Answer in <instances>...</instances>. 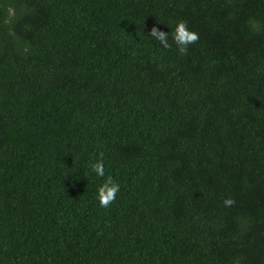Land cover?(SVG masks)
Instances as JSON below:
<instances>
[{
    "label": "trees",
    "instance_id": "obj_1",
    "mask_svg": "<svg viewBox=\"0 0 264 264\" xmlns=\"http://www.w3.org/2000/svg\"><path fill=\"white\" fill-rule=\"evenodd\" d=\"M0 264H264V0H0Z\"/></svg>",
    "mask_w": 264,
    "mask_h": 264
},
{
    "label": "clouds",
    "instance_id": "obj_2",
    "mask_svg": "<svg viewBox=\"0 0 264 264\" xmlns=\"http://www.w3.org/2000/svg\"><path fill=\"white\" fill-rule=\"evenodd\" d=\"M149 36L164 49H170L175 44L178 53L181 56L188 54V48L190 45L195 44L199 40V34L188 28L187 23L183 20L177 21L174 31L171 36V43L169 34L157 27H152ZM100 159L90 165L91 170L99 177H104L105 168L103 162V153H100ZM120 190V186L114 182L111 177L105 179L104 183L97 189L96 199L99 205L103 208H107L116 199L117 193ZM226 207L232 206L235 201L232 198H225L223 201Z\"/></svg>",
    "mask_w": 264,
    "mask_h": 264
}]
</instances>
